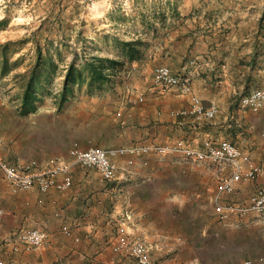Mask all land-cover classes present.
Returning a JSON list of instances; mask_svg holds the SVG:
<instances>
[{
    "label": "crops",
    "instance_id": "crops-1",
    "mask_svg": "<svg viewBox=\"0 0 264 264\" xmlns=\"http://www.w3.org/2000/svg\"><path fill=\"white\" fill-rule=\"evenodd\" d=\"M147 4L146 10L133 13L135 25L117 24L119 31L109 36L112 38L122 33L123 39L119 40H141L146 46L143 58L127 62L114 79L113 86L116 79L126 78L124 74L130 67L140 70L146 66L157 68L173 64V71L192 75L194 94L206 107L217 109L216 117L200 127L191 116H176L174 113L189 107V96L177 88L156 85L152 78L143 76L119 98L116 93L106 98V94L92 97L105 103L97 109L104 115L101 117L104 120V139L94 140L97 147L120 148L141 142L164 144L176 139L202 143L214 136L220 137L218 141L226 140L223 136L230 134L237 137L240 132L252 152L264 151V121L262 124L259 121L264 120V114L243 110L239 104L242 96L264 89V0H148ZM108 49L89 56L123 59L118 47L110 44ZM59 60L60 70L49 89L53 110L56 109L53 96L62 89L71 58L60 57ZM56 62L59 63L58 60ZM21 96L19 88L13 103H17ZM140 97L144 98L143 102L139 101ZM44 109L42 105L37 113L46 112ZM235 115L239 116L235 118ZM247 115L252 120L245 119ZM253 128L256 132L261 130L257 137L251 131ZM258 144L263 148H256ZM244 154L252 160L250 154ZM172 157H167L169 161L166 163L149 157L148 169H142L146 166H142L139 160L136 168L132 169L126 165V158H118V180L105 182L104 188H87L90 181L86 180L84 188H70L63 192L52 190L48 194H41L33 188L20 194L22 197L10 204L11 211L4 219L10 216L8 229L40 228L48 233L49 239L40 249L15 254L9 248L17 238L8 239L11 235L9 230L3 245L7 246L10 256H33L26 261L34 264H37L35 257L40 259V264H136L131 258L113 254L111 247L106 249L111 255L106 256L100 240L107 237L102 238L99 232H94V226L100 222L96 218L108 224L112 216L108 218L107 213L113 208H123L130 209V214L126 213L128 220L124 222L126 233L132 239L154 245L153 262L156 255H167L170 251L180 253L186 250L189 251L188 256H196L195 241L186 232L173 229L172 214L167 209L173 201H197L202 197L200 177L203 170L183 169L184 166L171 160ZM168 166L170 172L166 168ZM96 175L100 178L98 173ZM177 178L184 181V188H170ZM146 181L151 183L149 188L135 189L133 186L132 189V185ZM114 184H117L115 188ZM250 188L249 182L243 181L232 195H238L239 200L245 199ZM97 208L101 212L95 216ZM64 227L71 230V237L63 233ZM2 239L0 234V243ZM114 239H109L110 245ZM3 255L6 252L0 253V260H3Z\"/></svg>",
    "mask_w": 264,
    "mask_h": 264
},
{
    "label": "rangeland",
    "instance_id": "rangeland-1",
    "mask_svg": "<svg viewBox=\"0 0 264 264\" xmlns=\"http://www.w3.org/2000/svg\"><path fill=\"white\" fill-rule=\"evenodd\" d=\"M147 3L148 0H101L99 2H91L90 0H0V45L8 41L20 42L26 40L27 42H21L17 47L11 48L9 51L11 61L14 62L19 58V62L14 67L15 73L0 80V115L2 117L0 124V156L10 164L19 167L31 160L66 158L69 151L75 147L80 149L97 147L94 140L104 139L102 134L104 120L101 119L104 115L99 114L97 109H100L105 103L92 99L95 96L89 97L79 93L61 112H57L56 109L53 110L48 95L43 103L46 112L24 117L18 113L20 99L17 103H13L17 99L16 93L19 90V85L17 81L13 80V76L16 73L23 72L24 69L35 62L37 44L44 52L46 47H49L55 59L60 56L61 58L70 57L73 60L77 56L79 62L88 58L89 54L98 51L103 52V50L109 51V45L114 46L115 38L123 39L122 33L109 38L111 34H116L119 31L120 28L117 24L135 25L136 21L133 13L146 10ZM106 31H109V33L107 34ZM1 63L0 55V69ZM153 69L155 68L147 66L140 70L131 69V67L126 69L124 74L126 78L124 80L116 79L113 89L106 93L105 98L113 93H116L118 98L121 97L122 92H126L128 89L131 90L135 82L143 76H149L153 79ZM144 70H146L145 73H143ZM105 101L108 102L109 100ZM245 110L247 111V109ZM245 119L252 120L250 115H247ZM259 121L262 124L264 120ZM209 122L201 123L199 126H205ZM251 131L257 137L261 130L256 132V129L253 128ZM238 134L237 137L231 134L226 137L222 136L243 153L250 154L252 160L249 161L264 165V151L256 150L252 152L253 150L246 142L244 135L241 136L240 132ZM218 139L220 137L214 136L206 141L217 144L221 141H218ZM183 140L195 148L205 149V139L202 143H193L188 139ZM173 141L170 140L167 143ZM167 143H157V145ZM255 147L263 148L259 144ZM154 159L163 163L169 161L167 157ZM171 160L178 161L184 166L183 169L199 168L203 170V175L200 177L202 180L200 186L203 193L202 197L198 198L197 201H194V199L185 202L182 200L173 201L170 208L167 209V212L172 214L173 229L177 232L181 230L186 232L195 241V247L197 248L195 253L202 255L188 256L189 251L186 250L180 253L170 251L167 255H156L154 264H246L249 260H252V264H264V216L250 213L244 216H234L232 220L222 222L215 213L214 197L217 193V186L225 176L230 174L231 168L227 165L222 166L212 162L193 163L178 156H173ZM134 167L131 168L134 169ZM146 167L141 168H149ZM166 168L170 172V167ZM174 171H176L175 168ZM96 173L97 171L94 168L74 165L71 172L72 188H84L83 184L86 180L90 181L88 182L89 185H86L87 188H89L88 186L90 188H104L102 185L105 184V181L100 180ZM263 182L264 174L256 181L249 182L250 193L245 199L239 200L236 194H223L220 201L223 204H248L255 190L258 187L264 188ZM150 184L146 181L140 185H132V189L133 186L135 189L149 188ZM112 186L115 188L117 184ZM185 186L184 181L177 178L170 188L179 190ZM160 188H165V186ZM21 197L22 195L11 191L8 183L0 174V207L9 213L11 211L10 204ZM95 210V216L100 214L101 210L99 208ZM126 213L130 214V209L113 208L107 213L108 218L112 216V221L108 224H104L107 221L101 218L95 219L96 221L100 219V222L94 226V232H99L102 238L107 237L105 240H100L102 241L100 247L104 248L106 256L111 255L106 250L111 247L109 239L116 237L119 226L128 220ZM101 215L103 214L101 213ZM9 217L7 218L9 219ZM8 219L0 224V234L3 236L0 243V249H2L0 253L4 254L6 252L2 259L7 264H34L26 261L28 257L34 258L31 255L18 254L10 256L8 253L7 246H4L6 243L4 238L10 230V228L8 229ZM199 220L204 222L200 226L201 230H198V232L195 230V233L194 231L190 232L191 224ZM118 223L120 225L117 227ZM23 228L31 229L19 227L13 229V231L10 230L11 235L8 239H15V232ZM210 254L213 256H210ZM221 254L222 256H218ZM35 260L37 264H40L38 257H35Z\"/></svg>",
    "mask_w": 264,
    "mask_h": 264
},
{
    "label": "built area",
    "instance_id": "built-area-1",
    "mask_svg": "<svg viewBox=\"0 0 264 264\" xmlns=\"http://www.w3.org/2000/svg\"><path fill=\"white\" fill-rule=\"evenodd\" d=\"M90 1L99 2L101 0ZM172 65L167 64L155 68L153 82L164 88H177L183 95L189 96V107L174 114L183 117L191 116L197 124L213 120L216 117L217 109L206 107L202 100L194 94L192 75L175 72ZM143 100V97L139 98L140 102ZM239 104L243 109L264 114V89H257L242 96ZM1 122L0 115V124ZM204 145L205 149L200 150L187 141L178 139L165 145L141 142L131 146L109 149L75 147L69 151L66 158L31 160L19 167L10 164L0 156V174L15 194L26 193L33 188H37L41 194H48L52 190L63 192L72 188L71 172L74 165L94 168L102 180L112 183L119 177L118 158H126V165L133 167L138 160L142 166H147L149 157L162 159L178 156L193 163L212 162L231 168L230 174L219 182L214 197L215 213L220 221L226 222L233 216H244L250 213L264 216V188L262 187L255 190L248 204H223L220 201L221 195L233 194L241 182H252L261 177L264 174V165L249 161L238 147L227 140H221L217 144L206 141ZM6 215V210L0 207V224L3 223ZM126 218L128 219V216ZM62 231L67 237L72 236L68 227H64ZM15 235L17 241L12 243L9 248L15 254L21 251L31 252L40 249L49 239L48 233L40 228L19 229ZM111 250L114 254L131 258L136 264H154L152 260L154 245L130 238L125 231L124 224H121L117 229ZM252 263L251 260L246 262V264ZM0 264L7 263L0 260Z\"/></svg>",
    "mask_w": 264,
    "mask_h": 264
},
{
    "label": "trees",
    "instance_id": "trees-1",
    "mask_svg": "<svg viewBox=\"0 0 264 264\" xmlns=\"http://www.w3.org/2000/svg\"><path fill=\"white\" fill-rule=\"evenodd\" d=\"M21 42L27 43L26 40L8 41L0 45L2 60L0 80L9 77L15 70L19 58L12 62L9 51ZM114 46L120 49L123 59L93 55L82 62L78 61L77 56L71 60L65 71L62 89L53 96L57 112H61L79 93L92 97L110 92L113 89L114 79L124 69L126 63L141 60L144 56L143 49L146 47L141 40L122 41L117 38L114 39ZM35 53V62L23 73H16L13 76V80L17 81L22 91L18 113L24 117L37 113L42 107L45 97L50 95L49 89L60 70V56L56 59L59 61L57 63L49 47H46L44 52L37 44ZM202 224L200 220L191 224L190 232L200 231Z\"/></svg>",
    "mask_w": 264,
    "mask_h": 264
}]
</instances>
